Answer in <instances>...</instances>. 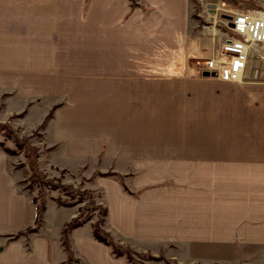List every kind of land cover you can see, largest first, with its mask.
Segmentation results:
<instances>
[{"label":"crops","instance_id":"0c3cea01","mask_svg":"<svg viewBox=\"0 0 264 264\" xmlns=\"http://www.w3.org/2000/svg\"><path fill=\"white\" fill-rule=\"evenodd\" d=\"M192 2L0 0V90L28 113L46 100L35 126L56 105L49 163L116 173L92 188L117 241L174 244L188 264H264V57L252 53L238 81L201 73L224 35ZM24 178L0 149V264H70L61 230L74 207L56 205L74 210L49 223L46 202L38 232L10 236L35 220ZM70 238L83 264H132L91 222Z\"/></svg>","mask_w":264,"mask_h":264},{"label":"rangeland","instance_id":"374dc122","mask_svg":"<svg viewBox=\"0 0 264 264\" xmlns=\"http://www.w3.org/2000/svg\"><path fill=\"white\" fill-rule=\"evenodd\" d=\"M193 2V15L195 19L199 21V24L202 25L205 29L209 26H215L216 31L219 34L229 32L230 29L226 26L223 21L224 16L223 11L225 8L232 9H242V8H257L253 6V3L244 0L238 1H229V0H192ZM217 7V8H216ZM225 13V12H224ZM207 27V28H206ZM224 40V39H223ZM222 40V42H223ZM204 61L202 60L199 66H204ZM11 92H5L0 90V149L3 147H8L13 149L12 152H6L9 154L11 158L12 164L15 166L17 171H20L22 174H25V178L29 175V165L27 153H33L31 146L36 148L37 155L39 154V167L47 175V177L55 179L58 182H62L65 184H72L73 187L77 190H82L84 188L92 190L90 193L91 197L87 196L83 201L77 202L78 204L70 207H74L77 209V214H80V211L85 216H91V224L97 221L101 217L100 208H96V206L105 205L103 200V195L100 189L92 188V184L95 178L102 173L103 171H99V166L97 162H90L85 164L82 167H75L71 169L63 168L59 165H53L49 163V155L51 148H48L44 141V130L41 129L40 125L35 126L41 120V114L45 110L47 104L46 100L44 102L36 103V105L29 110V106L27 105L24 109H20V105L18 104V98L11 97ZM51 111V110H50ZM49 111V112H50ZM47 116V115H46ZM45 116V117H46ZM43 122V121H42ZM16 138L19 142L22 143V146H18L16 143ZM4 150V149H3ZM108 172V171H107ZM24 178V179H25ZM25 187V184L23 183ZM37 190L34 191L33 194H37ZM43 197L48 202V222L52 223L54 219H59L60 215L62 217L69 216V212L73 211L72 208L65 207H57L56 198L62 197L63 199L73 201L79 198V195L72 194V192L60 191L58 189H50L43 188ZM61 211L65 213L62 215ZM61 217V218H62ZM66 218V219H67ZM107 219L103 223L102 227L109 231L112 235L113 233L107 228ZM87 223V222H86ZM31 226V225H29ZM27 226V227H29ZM26 227V228H27ZM25 229V228H24ZM90 229V224H86L84 228L81 230L82 232H86ZM93 229V227H92ZM114 236V235H113ZM115 238V236H114ZM120 242V241H119ZM122 243V242H121ZM129 244V243H123ZM132 246L131 244H129ZM133 247V246H132ZM134 248V247H133ZM137 253H134L133 258L137 263L132 264H146V262L150 264H154V262H158L156 264H188L184 262L182 259H178L177 256L180 255V251L178 247L174 244L162 245L159 248L155 247V249H147V250H139L136 249ZM156 253V254H155ZM150 255L161 256L163 259L161 260H153L147 259ZM181 261V263H179ZM183 261V263H182ZM200 261H197L199 263ZM210 262V261H208ZM196 263V262H195Z\"/></svg>","mask_w":264,"mask_h":264},{"label":"trees","instance_id":"16d2710c","mask_svg":"<svg viewBox=\"0 0 264 264\" xmlns=\"http://www.w3.org/2000/svg\"><path fill=\"white\" fill-rule=\"evenodd\" d=\"M132 4L131 6L134 7L136 6V0H131ZM257 8H262V6H258ZM56 108V105L51 109V111L47 114V116L44 118L43 122L40 124L41 129H45L49 120L53 117L54 115V110ZM18 142V143H17ZM16 143L20 147L22 146V143L19 142V140L16 138ZM33 151V153H27V158L29 160L28 165H29V170L30 173L29 175L22 180V183L25 184V189L28 190V192L32 196V201L35 204V220L33 222V225L21 229L18 232L14 233L12 236L13 238H18L21 236H27L30 233L38 232L40 227L42 226V223L44 221V214L47 209V203L46 200L43 197V192L42 189L47 187L50 189H58L62 191H67V192H72L71 196L73 194L79 195V198L77 200L69 201L66 199H63L62 197H57L56 202L57 205L59 206H74L78 204L77 202L83 201L87 196L91 197L90 193L92 190L90 189H80L77 190L73 187L72 184H65L62 182H58L55 179L47 177L45 173L40 169L39 167V154L37 155L36 153V148L31 146L30 147ZM5 152H12L13 149L8 148V147H3ZM115 172L108 171L105 173H102V175H115ZM37 190V194H33L34 191ZM74 196V195H73ZM100 208V215L101 217L92 223V233L93 237L104 243L105 245L109 246L111 249V252L113 253L114 256L116 257H126L130 262L137 263L134 261L133 255L134 253H137L136 250L130 246L129 244H123L119 241H117L114 236L107 230H105L102 225L106 220V217L108 215V208L106 205L103 206H96V208ZM91 216H85L82 211H80V214H77L74 216L71 220L67 221L64 223L62 230H61V243L63 245L64 250L66 251L68 255V262L70 264H83L78 258L75 257L74 251L72 249V244H71V238L70 234L71 232L75 229L78 228L82 225H84L86 222L91 220ZM147 259H153V260H161L163 257L161 256H154L150 255L149 258Z\"/></svg>","mask_w":264,"mask_h":264},{"label":"built area","instance_id":"2783aa9c","mask_svg":"<svg viewBox=\"0 0 264 264\" xmlns=\"http://www.w3.org/2000/svg\"><path fill=\"white\" fill-rule=\"evenodd\" d=\"M222 11L227 15L223 21L230 31L223 33L221 47L206 58L199 70L223 80L238 81L243 78L252 53L264 57V9L225 8Z\"/></svg>","mask_w":264,"mask_h":264},{"label":"bare ground","instance_id":"6f19581e","mask_svg":"<svg viewBox=\"0 0 264 264\" xmlns=\"http://www.w3.org/2000/svg\"><path fill=\"white\" fill-rule=\"evenodd\" d=\"M206 74V73H205ZM209 75V74H208Z\"/></svg>","mask_w":264,"mask_h":264},{"label":"water","instance_id":"95a60500","mask_svg":"<svg viewBox=\"0 0 264 264\" xmlns=\"http://www.w3.org/2000/svg\"><path fill=\"white\" fill-rule=\"evenodd\" d=\"M206 74H208V73H206Z\"/></svg>","mask_w":264,"mask_h":264}]
</instances>
